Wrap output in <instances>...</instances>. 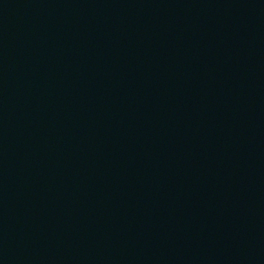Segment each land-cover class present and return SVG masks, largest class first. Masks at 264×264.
Here are the masks:
<instances>
[{
    "label": "water",
    "instance_id": "95a60500",
    "mask_svg": "<svg viewBox=\"0 0 264 264\" xmlns=\"http://www.w3.org/2000/svg\"><path fill=\"white\" fill-rule=\"evenodd\" d=\"M0 264H264V0H0Z\"/></svg>",
    "mask_w": 264,
    "mask_h": 264
}]
</instances>
